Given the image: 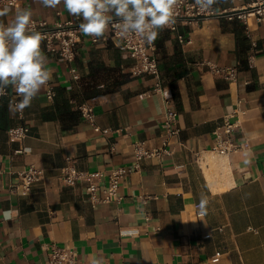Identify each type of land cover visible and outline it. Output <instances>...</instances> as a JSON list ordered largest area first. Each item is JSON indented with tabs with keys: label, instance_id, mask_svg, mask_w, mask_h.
<instances>
[{
	"label": "crops",
	"instance_id": "1",
	"mask_svg": "<svg viewBox=\"0 0 264 264\" xmlns=\"http://www.w3.org/2000/svg\"><path fill=\"white\" fill-rule=\"evenodd\" d=\"M250 1L213 6L226 12ZM5 8L0 22L7 25L17 12L0 10ZM24 9L50 24L74 19L63 4L53 9L21 0ZM251 22V38L239 19L221 15L160 30L155 44L162 92L154 90L152 76L133 74V59L111 41L84 36L74 62L78 78L44 51L55 94L47 96L46 84L24 109L30 128L24 140L10 138L9 127L22 121L5 98L0 103V264H46L50 243L102 264H264V22ZM216 67L234 68L236 75L229 78ZM61 97L72 109L91 103L101 129L82 115L72 130L60 117L45 119L44 111ZM165 97L175 104L180 127L170 151L143 159L121 178V198L105 201L110 170L134 165L136 142L162 145ZM227 116L238 120L235 137L242 147L224 153L214 149L215 131ZM70 161L101 173L99 201L90 200L87 182H61V168ZM31 164L43 169L42 179L27 195L13 192L11 185ZM201 196L208 199L205 216L199 214ZM123 227L139 232L121 235Z\"/></svg>",
	"mask_w": 264,
	"mask_h": 264
},
{
	"label": "built area",
	"instance_id": "2",
	"mask_svg": "<svg viewBox=\"0 0 264 264\" xmlns=\"http://www.w3.org/2000/svg\"><path fill=\"white\" fill-rule=\"evenodd\" d=\"M9 6L16 12L21 7V0H0V8ZM221 15L228 19H239L245 28L248 37L252 35V22L254 19L256 24L264 22V0H251L247 5L226 12H218L214 6L211 11L201 12L195 5L194 0H182V3L177 7L175 12V22L168 26L172 30H177L178 23L184 21L188 24L197 23L209 16ZM82 21L77 17L70 20L55 19L50 24L47 20L36 21L31 19L32 26L39 31L43 39L40 47L41 51H47L56 54L60 59L70 66V71L78 78L77 68L74 64L78 55V45L83 41L85 34L81 33L79 24ZM109 33L103 34L100 37L90 36L93 43L100 41L113 42L116 46L127 53L132 59L133 64L131 71L135 75H150L155 79V91L162 92L161 73L159 69V61L157 55V47L155 41L149 45L143 42L139 37L133 36L127 40L121 39L117 32L109 25ZM180 41H184L183 34L178 35ZM189 41V39H187ZM255 46V42L252 43ZM217 72H223L229 78L236 75L234 68L216 67ZM47 96L52 98L54 91L47 83ZM5 98L8 103L18 102L19 97L16 95L15 89L9 87L7 94L0 97V103ZM81 115L96 130H100V126L95 123L94 106L91 103H80L77 105ZM17 117L22 121L17 125L9 127L8 134L11 139L22 141L29 133V125L25 122V112H16ZM162 126L165 129L162 145L160 147L151 148L144 141H139L134 144V165L130 167H116L110 170L108 174L107 185L103 189L104 200L109 201L113 198H121L119 196V186L121 178L134 170L140 168L141 161L150 157H161L164 153L169 152L168 145L172 139L180 132L178 110L173 101L165 97V112L162 119ZM239 126L238 120H231L229 116L225 117L223 123L215 131V147L214 149L229 153L241 149L242 144L236 141L235 131ZM24 149H18L16 152H23ZM100 172H91L79 169L70 161L61 168L60 180L64 185L73 186L80 182H87L86 191L92 202L100 200L98 190L100 184L96 180ZM20 181L11 185V190L20 195H27L31 192L32 185L41 180L43 177V169L31 164L26 169L20 172ZM150 219V216H148ZM139 229L136 227H123L120 229L121 235H136ZM48 261L46 264H93V261L85 262L80 260L75 249L69 246H61L56 243H50L47 246Z\"/></svg>",
	"mask_w": 264,
	"mask_h": 264
},
{
	"label": "clouds",
	"instance_id": "3",
	"mask_svg": "<svg viewBox=\"0 0 264 264\" xmlns=\"http://www.w3.org/2000/svg\"><path fill=\"white\" fill-rule=\"evenodd\" d=\"M45 8L63 4L67 12L80 19L81 33L102 36L109 25L121 39L133 36L151 45L158 32L175 22V12L182 0H38ZM218 0H194L201 12L211 11ZM8 9L0 10L5 16ZM31 11L18 10L9 24L0 22V97L9 87L15 89L18 102L10 103L9 111L22 112L31 105L43 86L52 79L46 66L47 57L41 51L42 34L32 26ZM208 199L201 196L200 216L207 215ZM5 220L11 210L3 212ZM93 264H102L93 260Z\"/></svg>",
	"mask_w": 264,
	"mask_h": 264
},
{
	"label": "trees",
	"instance_id": "4",
	"mask_svg": "<svg viewBox=\"0 0 264 264\" xmlns=\"http://www.w3.org/2000/svg\"><path fill=\"white\" fill-rule=\"evenodd\" d=\"M5 100H2V104H6L7 101ZM43 117L45 119L60 117L63 121V128L65 130H72L81 121V112L79 109L71 108L69 98L61 97V99L57 98L55 101V108L44 111Z\"/></svg>",
	"mask_w": 264,
	"mask_h": 264
}]
</instances>
